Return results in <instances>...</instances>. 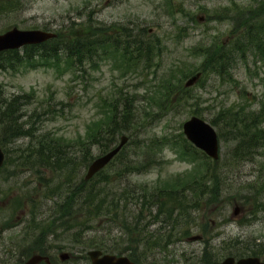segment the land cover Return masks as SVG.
Listing matches in <instances>:
<instances>
[{"label":"rangeland","instance_id":"rangeland-1","mask_svg":"<svg viewBox=\"0 0 264 264\" xmlns=\"http://www.w3.org/2000/svg\"><path fill=\"white\" fill-rule=\"evenodd\" d=\"M254 10L262 14L260 21L264 20V0H0V33L16 27L62 35L77 31L85 36L91 32L90 27L103 32L125 27L151 42L154 51L159 44L161 49L152 56L149 66L131 62L126 72L105 54L106 45L99 46L94 62L87 60L82 67H66V54L60 53L59 70L54 61L38 56L26 62L24 48L17 53L24 57L20 63L0 70V147L5 155L0 169V228L4 229H0V264H20L24 257H14L13 244L24 239L27 226L40 225L41 219H47L43 225L53 227L47 238L52 245L50 255L58 263H62L58 255L63 252L69 254V260L62 264H90L87 252L101 250V244L110 249L101 251L110 254H118L113 249L126 248L117 236L100 231L98 220H86L78 214L68 222L62 203L70 188L83 180L89 163L117 145L122 134L129 141L116 164L126 165V161L135 159L140 162L142 152L155 162L140 174L124 178L119 177L122 169L118 167L105 169L103 173L119 189L125 183L147 189H178L199 177L211 161L194 147L198 154L191 157L183 147L186 139L182 133L183 122L195 113L222 134L220 195L211 201L204 199L209 204L197 210L191 206L188 230L175 231L174 237L172 223L156 222L153 228L167 231L165 236L172 242L155 257L145 255L140 264H204L205 256L209 261L205 264H218L229 256L238 259L257 255L264 259V143L254 160L232 162L234 141L218 116L232 106L261 111L264 128V57L256 60L249 53L230 70L231 78L229 74L222 78L204 74V82L189 95H181L176 89L178 81L183 82L185 70L201 64V58L193 54L195 48L228 41L231 31L239 29L236 17L245 12L247 20ZM65 39L63 43H67ZM0 58L7 62L11 57ZM171 86L174 92L164 98L166 87ZM113 101L119 105L117 116H123L127 107L131 123L110 145H101L98 139L93 144V137H87V133L96 135L107 122ZM9 116H13L14 123L12 119L7 121ZM25 131V136L18 135ZM42 138L60 145L65 157L75 163L56 171L41 167L38 160L34 164L33 158L26 160ZM81 145H90L88 158ZM235 208L239 210L236 214ZM77 209L75 205L73 210ZM69 226L80 231H68ZM194 236L201 240L190 241Z\"/></svg>","mask_w":264,"mask_h":264},{"label":"trees","instance_id":"trees-1","mask_svg":"<svg viewBox=\"0 0 264 264\" xmlns=\"http://www.w3.org/2000/svg\"><path fill=\"white\" fill-rule=\"evenodd\" d=\"M252 12L253 14L248 15L247 20L243 17L245 12L236 17L235 20L239 23V29L231 31L228 36L229 41L226 44L213 42L195 48L193 54L201 58V64L194 70L202 71L203 74L211 73L222 78L228 75V71L232 70L239 60H245L249 53L255 55L256 60L264 57V20L260 21L262 17L260 12H256V10ZM251 19L256 20V22L249 24ZM234 23L236 22L234 21ZM252 24H255L254 27ZM90 29L91 32L85 36L77 31L69 32L67 35L57 32L55 39L40 45L25 47V58L27 57L25 61L30 63L34 56H38L44 61H54L58 66L60 62L59 54L65 53L66 58L63 61L66 67L72 68L74 64L82 67V64L87 60H93L94 62L95 57L99 56V46L106 45L105 54L111 55L112 58L117 60L120 63L118 65H122L126 72L129 71L127 65H130L131 62L139 67H146L142 62L147 63L148 66L150 65V60L154 56V48L151 42L138 38L127 28H120V31L118 29L116 31L111 30L110 32L108 30L103 32L94 27H90ZM240 29L243 30V33L239 32ZM64 37H66L65 42L67 43L62 42ZM255 52L256 54H254ZM17 53V51L0 53V57L5 55L11 57L7 62L3 60L6 64L0 58V70L20 63L24 57H20ZM43 65L47 66L48 64ZM191 71V68L185 70L184 78ZM229 78H231L230 74ZM203 82L204 80L201 81V84ZM181 84V81H178L177 87L175 86L177 91L181 90ZM183 91V95H189L191 89ZM173 92V86L169 89L166 87L164 98H168V95ZM114 102L109 105L111 106V115L108 117L107 122L102 124L96 131L97 134L93 136V132L87 133V137H93V144L97 143L98 139L101 145L102 142L106 146L110 145L117 133L127 130V126L131 123L130 117L132 115L127 107H124L123 116H117L119 105ZM194 115L199 114L195 113ZM218 116L221 119L222 128L224 127L227 131H230L234 141L232 155L230 156L232 162L236 163L246 158L254 160L264 143V128L261 124L262 112L232 106L222 110ZM11 119L14 123L13 116H9L7 121L9 122ZM26 134L27 131L18 135L25 136ZM219 138L222 139V134L219 135ZM81 147L86 153V158H88L87 149L90 145H81ZM183 147L186 152L197 155L193 147L185 140H183ZM36 148L32 157L28 156L26 160L33 158L34 164L38 160L41 162L40 166L49 167L48 170L63 171V167H70L75 163L71 157H65V153L61 151V146L58 145L57 147L52 139L44 141L42 138L38 141ZM124 148L105 168L106 170L109 167L122 169L119 174L120 178L129 177L133 173L140 174L142 170L155 162L151 160L153 157L147 152H142L140 162L135 159L132 162L126 161V165H122V163L118 165L116 163L122 157ZM86 158L84 157V162H86ZM65 159L67 160L65 161ZM74 168L75 166L68 172H71ZM103 171L97 173L91 180H82L77 187L70 188L68 197L62 203L61 208L65 212L68 222L75 220L78 214L86 220H98L100 231L105 230L104 234H108V236H117L118 241L123 240L127 246L123 249H113L111 251L118 254H127L131 260L138 263H141V258L147 254L155 257L157 254L164 252L172 242L167 239L169 237L165 236L167 231L162 232L161 228H153L156 222L166 221L172 223L174 227L171 228V236L173 237L175 231L188 230L189 219L187 218L192 213L191 206L197 210L203 204H209L204 199L209 198L210 201L211 199H217L220 195L217 191L221 188L219 186L223 184L221 168H219L217 162H211L210 166L204 168L199 177L190 179L178 189H174L172 186L147 189L142 185L135 186L131 183H125L124 187L119 189L113 185L114 181L108 179ZM96 177L98 179H95ZM75 205L78 206L77 210H73ZM31 217L32 221L36 220L33 213ZM62 217L63 213H60L59 218L62 219ZM146 220L147 222L144 223ZM45 221L47 219H41L40 225L37 223L26 227L24 235L26 241L31 242L30 247L41 241L44 234H49L47 232L53 230V227L43 225ZM104 225L109 226L108 229H105ZM67 228L68 231L72 229L80 231V229L72 226ZM88 229L91 231L92 227ZM119 244H122V242H119ZM99 248L105 251L110 250L104 244H101ZM261 252L264 253L263 250ZM207 259L208 257L205 256L203 259L204 264L205 262L209 263Z\"/></svg>","mask_w":264,"mask_h":264},{"label":"water","instance_id":"water-1","mask_svg":"<svg viewBox=\"0 0 264 264\" xmlns=\"http://www.w3.org/2000/svg\"><path fill=\"white\" fill-rule=\"evenodd\" d=\"M201 20V19H200ZM56 35L52 32H46L41 30H19L13 28L3 34H0V52L9 49H19L22 46L30 44H40L47 40L54 38ZM201 74L196 73L191 76L185 82V87H191L200 78ZM182 130L186 139L192 143L198 149H201L206 153L207 156L214 160L218 158V142L216 133L213 128L203 120L192 117L182 125ZM127 142V137L122 136L120 143L104 155L96 158L91 162L86 170L84 176L85 180L91 179L97 172L103 169L120 151L122 146ZM4 161V153L0 148V167ZM198 236L191 237V241L198 240ZM100 251H90L88 256L91 260V264H133L127 257H117L114 255H101ZM62 260L68 258V254L60 256ZM42 259L47 261V258L40 257L38 255L32 256L25 264H38ZM220 264H264L260 262L258 258L248 257L242 258L235 262L232 257L225 258Z\"/></svg>","mask_w":264,"mask_h":264},{"label":"flooded vegetation","instance_id":"flooded-vegetation-1","mask_svg":"<svg viewBox=\"0 0 264 264\" xmlns=\"http://www.w3.org/2000/svg\"><path fill=\"white\" fill-rule=\"evenodd\" d=\"M50 247H51V244L49 242V239L44 238L43 241L41 242V247L34 248L31 250L32 255L40 254L41 256H46L49 258L48 263L41 261L38 264H62V263H58L57 259L54 258L52 255H50V253H51ZM13 254H14V257H16V258H18L20 255V243H19L18 239L13 244ZM58 257H59V255H58ZM22 264H25V261Z\"/></svg>","mask_w":264,"mask_h":264},{"label":"bare ground","instance_id":"bare-ground-1","mask_svg":"<svg viewBox=\"0 0 264 264\" xmlns=\"http://www.w3.org/2000/svg\"><path fill=\"white\" fill-rule=\"evenodd\" d=\"M227 74H230V71H228V73Z\"/></svg>","mask_w":264,"mask_h":264}]
</instances>
